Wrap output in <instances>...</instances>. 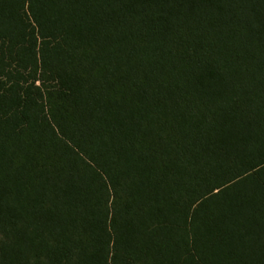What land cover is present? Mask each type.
<instances>
[{
	"label": "trees",
	"instance_id": "obj_1",
	"mask_svg": "<svg viewBox=\"0 0 264 264\" xmlns=\"http://www.w3.org/2000/svg\"><path fill=\"white\" fill-rule=\"evenodd\" d=\"M0 264H264V0H0Z\"/></svg>",
	"mask_w": 264,
	"mask_h": 264
}]
</instances>
